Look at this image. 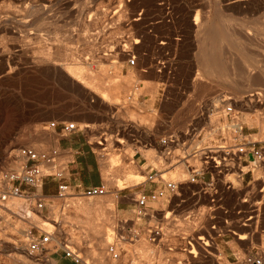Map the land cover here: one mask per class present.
Here are the masks:
<instances>
[{"label": "rangeland", "instance_id": "obj_1", "mask_svg": "<svg viewBox=\"0 0 264 264\" xmlns=\"http://www.w3.org/2000/svg\"><path fill=\"white\" fill-rule=\"evenodd\" d=\"M263 21L264 0H0V177L19 170L24 160L18 168L13 163L21 148L59 150L62 136L49 126L50 122L76 121L98 158L100 175L93 177L100 176L109 190L100 196L61 198L57 196L56 178L44 177L38 191L45 195L42 214L46 218L40 220L33 214L34 200L17 198L12 207L17 208V216L6 224L8 237L23 239L24 230L38 223L46 230L55 228L58 234L68 235L69 242L75 243L92 264H113L95 249L106 232L110 243H119L118 264H177L180 260L172 257L177 254L147 239L148 226L156 220L135 214L130 221L133 211L120 203L126 200V192L143 187L146 167H167L163 177L173 178L170 176L176 168H168L157 155L153 139L177 132L186 143L197 142L190 133L184 135L189 124L196 132L202 129L203 142L217 141L221 136L231 139L230 130L218 129L231 123L221 112L223 99L232 106L245 132L264 136L262 106L250 109L239 100L257 92V98L264 97V56H257L264 50ZM45 46L59 64L38 53ZM132 56L134 64L129 62ZM63 61L99 71L105 81L111 74L118 75H113V81L123 86L119 104L109 109L107 103L87 97V89L70 82L61 71ZM101 68L108 76L100 72ZM245 68L252 70V76L245 74ZM129 75L132 81L127 83L123 77ZM141 155L147 159L142 167L145 159ZM66 159L60 154L58 162L65 164ZM181 166L177 170L185 173ZM129 175L135 181L114 191L124 186L120 178ZM79 202L85 209L65 218L66 211ZM162 204L158 201L153 206ZM15 219L22 225L16 223L15 227ZM140 222H146L141 230L134 227ZM134 234L136 237L129 241ZM142 243L151 251L144 253L146 256L139 249ZM216 248L223 256L218 252L214 259L181 262L236 264L226 254L231 251L242 256L243 250L250 249L230 236L219 239ZM0 262L10 260L0 254Z\"/></svg>", "mask_w": 264, "mask_h": 264}, {"label": "built area", "instance_id": "obj_2", "mask_svg": "<svg viewBox=\"0 0 264 264\" xmlns=\"http://www.w3.org/2000/svg\"><path fill=\"white\" fill-rule=\"evenodd\" d=\"M129 62L134 64L135 57ZM223 102L221 112L231 123L218 129L220 132L230 130L231 139L221 136L220 140L203 142L202 129L196 132L191 124L184 135L190 133L197 142L186 143L177 132L159 136L155 146L157 155L168 168L175 169L182 164L187 177L165 179L167 167L162 170L151 167L145 180L161 182L162 186L149 194H140L136 200L140 217L146 215L144 207L149 200L168 205L175 196L181 197L183 204L179 210L165 206L163 219L147 229L149 241L178 255L172 256L180 260L177 264L198 258H217L219 239L226 236L250 248H244L242 256L231 255L236 264H264V136L245 132L232 106L224 99ZM49 126L57 129L62 137L83 129L75 122H50ZM177 150H181V154L175 152ZM60 154L56 149L38 152L29 147L21 148L18 156L24 163L19 170L0 177V254L10 260L0 264H47L59 251L74 264H92L69 242L68 235L58 234L55 228L45 230L40 224L32 223L20 240L8 237L6 231L7 222L15 215L8 205L14 197L34 200L32 212L40 220L46 218L42 214L46 206L44 195L38 188L42 189L44 177L61 179L65 174L66 163L58 162ZM189 186H192V202L186 205L182 193L189 190ZM108 192L104 185L83 187L75 192L63 182L57 185V196L61 198L94 197ZM118 244L113 241L108 247L114 258L118 257L115 251Z\"/></svg>", "mask_w": 264, "mask_h": 264}, {"label": "crops", "instance_id": "obj_3", "mask_svg": "<svg viewBox=\"0 0 264 264\" xmlns=\"http://www.w3.org/2000/svg\"><path fill=\"white\" fill-rule=\"evenodd\" d=\"M86 124H91V122L86 121ZM156 141L157 138L153 139L152 142L154 143L155 146H156ZM58 148L61 151L60 153L63 155V157L66 156L67 159H66L65 174L61 179H54L56 185H58V183L60 182H63L69 186L71 192H75L77 189L83 187H88L93 185H104L100 176H98V178L93 177L95 175H100V166H99L98 158L95 152L93 151L91 144L88 142L86 136L84 135L83 129L76 132H72L71 134L65 137H61L58 141ZM141 159H145V161L142 163L141 161H138V163L139 162L141 163L140 166L142 167L147 163V159L144 158L143 155H141ZM148 169L150 170V168L146 167L144 171L148 172L149 171ZM120 180L122 181V184L124 186H122L121 188H116L114 191L120 190L122 188H126L131 184V182L135 181V179L133 177L131 178L130 175L126 176L125 178H120ZM136 183H140V182H136ZM161 186H162L161 182L146 181L143 187H141L140 189L129 190L123 195V197H125L126 200L120 203V206L130 208V211H133L130 221H132L135 214H137L136 212L139 206L136 200L140 196V194H149L151 192L158 190ZM190 189H192V186H189V190H185L182 193L183 198H185L184 204L186 205L192 202V195L190 194ZM48 192L50 191L48 190ZM135 193H137V196L134 195ZM154 203H158V201L149 200L146 203L144 207L146 215H143L141 219L143 218L145 220H150V218L152 217L156 221L162 220L163 210L165 209V206L168 208L179 210L181 208L180 206L183 204L181 201V197L178 196H175L168 205L167 203H164L161 206L159 205L153 206ZM83 209H85L84 205H82L80 202L76 203L73 205V207L70 210L66 211L65 218L67 219L73 218V214L76 215V213L82 212ZM145 225L146 222H140L137 224L135 223L134 227L139 228L141 230L142 228L145 227ZM104 234L105 236H103L101 239L104 238L109 239L108 242L110 243V237L109 236L107 237L108 234H106V232ZM144 245L145 244L143 243L142 246ZM86 248H87L86 250L87 252L89 247ZM144 249H147V246H145ZM232 254H234V252L230 251L226 255L231 256ZM51 258L52 260H49L47 264H60V262H63L64 264H74L70 259L64 258L60 251L52 255ZM118 263H119V258L113 264H118Z\"/></svg>", "mask_w": 264, "mask_h": 264}, {"label": "bare ground", "instance_id": "obj_4", "mask_svg": "<svg viewBox=\"0 0 264 264\" xmlns=\"http://www.w3.org/2000/svg\"><path fill=\"white\" fill-rule=\"evenodd\" d=\"M239 4V3H238ZM197 22V21H196ZM195 22V23H196ZM264 22V21H263ZM102 24V23H101ZM8 26V25H7ZM240 26V25H239ZM16 33V32H15ZM242 33V32H241ZM40 36V35H39ZM85 37V36H84ZM251 37H252V35H251ZM254 37V36H253ZM40 40H42V39H40ZM58 40V39H57ZM39 41V40H38ZM250 41V40H249ZM262 41V40H261ZM264 41V40H263ZM67 42V41H66ZM240 42V41H239ZM253 42V41H252ZM38 43V42H37ZM54 43V42H53ZM261 43V42H260ZM39 45V44H38ZM42 45V44H41ZM87 45V44H86ZM89 45H90V43H89ZM254 45V44H253ZM40 46V45H39ZM92 46V45H91ZM264 46V45H263ZM66 47V46H65ZM69 47V46H68ZM261 47H262V44H261ZM264 48V47H263ZM36 49V48H35ZM248 49V48H247ZM25 50V49H24ZM62 50V49H61ZM91 50V49H90ZM48 51H50V50H46V46H45V48L43 47V48H41L40 50H39V52L38 53H40L41 55H43V56H45L46 58H47V60L48 61H51V60H53V58L51 57V53H49ZM53 51V50H52ZM58 51V50H57ZM64 51H65V49H64ZM247 51V50H246ZM264 51V50H263ZM263 51H258L259 52V54H258V52H257V56L258 55H261V56H264V52ZM62 52V51H61ZM69 52V51H68ZM76 52V51H75ZM57 53V52H56ZM253 53V52H252ZM62 54V53H61ZM72 54V53H71ZM71 54H69V56L71 55ZM62 55H64V54H62ZM254 55V54H253ZM58 56V55H57ZM65 56H68V54L66 53L65 54ZM65 56H63V58L65 57ZM73 56V54L71 55V57ZM257 56H256V58H257ZM70 57V58H71ZM4 58V57H3ZM58 58V57H57ZM93 58V57H92ZM264 58V57H263ZM263 58H261V59H263ZM66 59H67V57H66ZM73 59V58H72ZM71 59V60H72ZM60 60V59H59ZM65 60V59H64ZM70 60V61H71ZM79 60V59H78ZM259 60H260V58H259ZM74 61V60H73ZM84 61H86V60H84ZM53 63H55L54 65H56V64H59V63H57L56 61H52ZM63 62H65V61H63ZM69 62V61H68ZM62 64V63H61ZM259 65H261V64H259ZM86 66H87V64H86ZM261 66H264V65H261ZM61 71L63 72V73H65V75L69 78V79H71V81L70 82H73V83H76V84H78V86H80L81 88H83L84 90H86L87 89V93L85 92V94H86V96L87 97H90L91 99H93V100H99L100 102H103V103H107V106L109 107V109H112V106H114V105H118L119 103H118V98H119V96L120 95H122V94H120V91H121V89L123 88V86H121L119 83H117V82H115V81H113V79H114V76L113 75H115V74H111V75H106V74H109V73H106L105 75H104V70H102V68H101V71L100 72H102L103 73V75L106 77V76H108V77H106L107 78V81H105L104 79H103V76L101 77L100 76V74L98 73V72H92L91 70H92V68L91 69H87L88 68V66L87 67H85V66H83L81 63L79 64V63H76V62H72V63H63L61 66ZM236 67V66H235ZM10 68V67H9ZM237 68V67H236ZM244 68V67H243ZM256 68H258V67H256ZM250 68H248L247 69V71H246V68L244 69L246 72H245V74H247V76H252V75H250V73H251V71L252 70H249ZM262 69V68H261ZM261 69H259L260 71H262ZM14 70V69H13ZM54 70H57V68L55 67V69ZM255 70H257V69H255ZM255 70L253 71V72H255ZM257 72V71H256ZM263 73H264V71H262ZM101 73V74H102ZM253 74V73H252ZM259 73H255V75H257V76H259L258 75ZM115 76H118V75H115ZM243 76H245L244 75V72H243ZM253 76H254V74H253ZM261 77V76H260ZM264 77V76H263ZM123 78H125L124 80L127 82V83H129L130 82V80H131V75H129V76H124ZM246 79V78H245ZM251 79H252V77H251ZM123 80V81H124ZM132 81V80H131ZM259 81V80H258ZM257 80H255V82H258ZM250 83H252V82H250ZM72 84V83H71ZM73 86V85H72ZM77 87V86H76ZM79 87V88H80ZM253 90H249V92H252ZM248 91L246 92V94L247 93H249ZM124 93V92H123ZM260 93L259 92H257V94L256 95H254V94H248L247 96L245 95V96H242V97H239L240 99V101H241V103H243V104H245V105H247V107H249L250 109H254V108H257V107H260L261 108V106H262V109H264V97H261V98H257L258 97V95H259ZM262 94V93H261ZM125 95V94H124ZM236 95V94H235ZM123 96V95H122ZM230 96H228V98H229ZM124 98V97H123ZM125 99V98H124ZM123 99V100H124ZM233 99V98H232ZM235 99V98H234ZM107 100H109V101H107ZM230 100V99H229ZM133 103V102H132ZM261 104V105H260ZM106 105V104H105ZM122 108H123V106H121ZM120 107V108H121ZM118 110V109H117ZM257 110V109H256ZM245 118L247 119V116H245ZM262 121V120H261ZM260 121V122H261ZM76 122V121H75ZM77 124H80L79 122H76ZM262 126V125H261ZM86 127H87V125H86ZM264 127V126H263ZM261 129H262V127H261ZM264 130V129H263ZM150 151V150H149ZM18 152V151H17ZM16 152V154H18ZM149 155H150V153H148ZM15 157H17V160H15V164L16 165H14V163H13V166L14 167H16V168H18V166L20 165V163H21V161H22V158L21 157H18V155L17 156H15ZM181 166V164L179 165V167ZM182 167V166H181ZM178 168L176 167V170L174 171V173H172V174H174L173 176H170V178L171 177H173V178H171V179H182L184 176H186V175H184L185 173H184V171H182L181 169H179V170H177ZM17 170V169H16ZM184 175V176H183ZM110 179V178H109ZM127 183V182H126ZM100 196V195H99ZM76 197V196H75ZM80 197V196H79ZM17 198H20V197H14V198H11L10 200H13L12 202L9 200V202H8V205L12 208V207H14L15 205H16V201H17ZM16 200V201H15ZM99 200V199H98ZM100 200H102V199H100ZM109 200H111L110 198H109ZM15 201V202H14ZM107 201H108V198H107ZM81 202V201H80ZM99 202V201H98ZM110 202V201H109ZM82 203V202H81ZM12 209H14V208H12ZM16 211H17V208H16V210L14 209V212H15V215H13V218H15L17 215H16ZM34 214V213H33ZM35 215V214H34ZM26 216L27 217H29V214H26ZM36 216V215H35ZM19 219H15L14 220V223H12V224H14L15 225V227H17L16 226V223L17 224H19V222L20 221H18ZM33 220V219H32ZM43 220V219H42ZM22 222V221H21ZM35 222V221H34ZM20 225V224H19ZM22 225V224H21ZM20 225V226H21ZM44 225V224H43ZM41 227L42 228H44L45 230H46V228L44 227V226H42L41 225ZM70 243H73V242H70ZM98 244H97V246H96V251H97V254L100 256V257H102L103 256V254H104V256L106 255L107 257H108V260H111L110 262H115V261H117V259L119 258V252L117 251V248L115 247V251L117 252V254H118V257L117 258H114V257H112L111 256V254L108 252V248L107 247H105L104 248V245L106 244V243H108V240H106V238H104V239H101V240H99V242H97ZM74 245H75V243H73ZM143 244V243H142ZM76 246V245H75ZM146 246V245H145ZM145 246H142L141 245V253L142 254H146L147 255V252H148V247H147V249H144V247ZM109 247V246H108ZM103 248L107 251V253H105L104 252V250H103ZM138 248V247H137ZM150 251V250H149ZM90 252V250L88 249V251H87V253H89ZM151 252V251H150ZM156 253V252H155ZM221 255H222V253L221 252H219ZM219 253H217V255L219 254ZM144 254V255H145ZM151 254V253H150ZM145 255V256H146ZM156 255V254H155ZM98 256V257H99ZM92 259H95L94 257H92ZM221 259V258H220ZM165 260V259H164ZM94 261V260H93ZM160 262V261H159ZM166 262V261H165Z\"/></svg>", "mask_w": 264, "mask_h": 264}]
</instances>
